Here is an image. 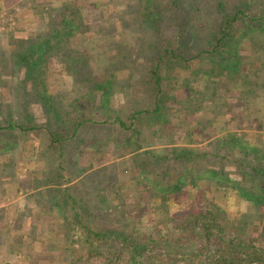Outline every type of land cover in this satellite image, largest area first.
<instances>
[{
	"label": "trees",
	"instance_id": "16d2710c",
	"mask_svg": "<svg viewBox=\"0 0 264 264\" xmlns=\"http://www.w3.org/2000/svg\"><path fill=\"white\" fill-rule=\"evenodd\" d=\"M164 2L165 5H161V0H154V8H145L141 21L154 26L155 40L147 53V64L142 66L143 75L127 82L126 89L122 90L124 105L118 109L106 104L109 103L110 89L117 87L114 73L110 72L114 63L108 65L104 62L102 65L100 45V52L94 57L91 50L87 51L83 46L84 50L73 43L75 30L79 31L77 28L83 25V10L87 11V6L85 8L81 0H65L59 6L46 1L36 4L35 0L19 2L20 8L32 9L35 23L40 20L41 26L18 40H14L12 33H3L9 45L1 46L0 62H5L6 58L13 60L12 66L17 69L23 67L25 77L37 83L42 79H35L33 74L37 72L42 78L47 71L48 57L57 56L66 73L73 76L74 83L78 84L79 92L67 103L61 117L63 102L57 97L58 93L54 92L45 99L42 94L46 89L43 87L39 91L33 87L45 104V116L52 114L54 121L50 116L39 124L34 123L31 117L19 122L6 114L2 120L5 125H0V137L7 144L0 148V152L17 147L16 141L9 139V132L40 134L45 143V163L52 167L46 170V175L50 176L47 182L32 188L29 196L39 200L40 195V200L52 214L49 216L51 221L66 220V215L60 210L63 201L58 203L56 200L58 196H63L65 203L68 200V208L74 217L68 232L77 231V226L81 228L79 239L75 236L72 242L78 244L86 258H94L99 264H264V223L261 220L264 216V141L259 136L260 133L264 135V72L261 77L252 72L258 71L259 62L255 63L258 59H262L260 64L264 67V0L260 1L262 5L257 14H247L245 7L240 6L233 11L226 10L225 3L219 1L216 7L220 17L212 22L211 47L197 54H190L187 49L190 10L178 11L182 0ZM88 4L94 7L96 3L89 1ZM162 10L168 13V21L173 22L177 29L175 44L155 36L156 31H160L157 22L165 16ZM9 12L15 13L14 9ZM125 26L121 19L119 27ZM256 29L259 36L255 39ZM241 39L249 41L247 57L239 52L243 50L239 47ZM125 40L128 37L124 34V42L118 44L121 51L128 48ZM64 52L65 59L59 58ZM203 53L206 59L200 57ZM90 58L95 60L94 63L91 64ZM124 58L127 60L129 56L124 55ZM193 67L194 71L188 78H180L179 71ZM169 70L177 72L171 86L168 84ZM242 72L246 73L243 77ZM108 74L109 79L106 78ZM221 76L230 87H224V92L219 94L216 92L219 86L214 85L209 77ZM257 78L263 80V88L259 89L263 94L258 95L261 102L254 94L259 84ZM179 88L182 89L183 101L176 99L170 104L169 93ZM235 88L238 90L232 93ZM225 94L234 95V98L238 95L236 103H227ZM202 101L206 102L203 106ZM202 107L203 115L192 121L190 126L187 117ZM209 112L213 113L211 117ZM179 128L188 133V139H184L182 146L177 145ZM195 130L205 138L207 149L193 146L200 143L190 137ZM146 135L156 140L158 146L153 141L149 142L152 139L145 142ZM255 144L261 149L253 154ZM84 155L90 162L88 167L78 165ZM118 155L120 157L113 159ZM208 158L218 159V165L208 164ZM228 163L234 166L232 170L227 169ZM177 164L183 170H178ZM170 171L175 174L170 175ZM232 173L238 175L237 178L229 176ZM112 174L117 177L109 184ZM172 176L174 183L170 182ZM32 179L35 183L34 176ZM13 182L15 195H21L30 188L25 178H16ZM128 186L137 192L139 202L157 200L160 204L168 197L180 195L185 189L195 190L199 206H190L180 222L172 226L173 218L164 217L165 221L156 220L151 224L147 221L140 227V221L133 220L130 224L131 220L124 218L128 212L123 208L121 189ZM206 191L212 193L210 199L206 197ZM230 192L237 199L250 201L248 203L252 207L263 211L254 215L242 214L235 220L229 218L215 199L228 197ZM90 195H97L101 204L96 205ZM17 199L25 202L23 197ZM78 201L80 212L74 211ZM33 203L41 206V201ZM92 208L97 209L99 215L101 211L100 218L104 215L117 217L123 228H99L80 223L82 214L91 216ZM26 212H19L17 216L22 218ZM161 222L167 223L164 233L159 227ZM256 226L261 232L256 230ZM153 249H161L162 253H154Z\"/></svg>",
	"mask_w": 264,
	"mask_h": 264
},
{
	"label": "rangeland",
	"instance_id": "374dc122",
	"mask_svg": "<svg viewBox=\"0 0 264 264\" xmlns=\"http://www.w3.org/2000/svg\"><path fill=\"white\" fill-rule=\"evenodd\" d=\"M21 1L22 0H3L0 2V48L3 44H5L4 47L9 45L8 39L3 33H12L14 40H18L20 37H25L30 31H35L41 26L40 20L35 23L36 18L33 17L31 8H20L19 2ZM45 1L49 2V4L51 3L52 6H59L65 0H35L34 4ZM85 1H87V4ZM89 1L95 2V6H89ZM153 1L154 0H81V2H83L82 5H85V8L87 6L88 9L87 11L82 9L83 12H85L82 23L83 25L77 28L79 31L75 30L73 43L78 47H82L84 50L85 48L83 46H85L87 51L91 50L94 57L100 52L98 50L101 46L102 50L100 54L103 58L106 57L105 60H103V58L101 59L102 65L104 62L108 63V65H111L112 62L114 63L112 65L113 67L111 66L110 68V72L114 73L113 79H116L117 87L110 89L109 97L111 100L109 98V103H106L114 109H118L121 105H124L125 95L122 94V90L126 89L127 82L130 83L137 78L139 79L140 76L143 75L141 71L143 70L142 66L144 67L147 64V53L152 48L155 40V37L153 36L154 26L150 27L146 22H142L141 18L144 17L143 13L146 10V7H155ZM164 1L166 0H161L163 3L161 5H165ZM219 1L224 2L227 7L226 10L230 11H233V8H236V6L245 7V13L247 14L248 12L255 14L259 13L258 11L261 9L262 5L260 2L261 0H182V3L178 7V11L190 10V16L188 15V18L190 19L187 20V22L189 21L188 26L190 37H186L187 40H189L187 49L190 54H197L200 51L208 50L211 47L210 34L213 31L212 22L214 19L220 17L216 7ZM190 4L193 6L190 7ZM10 9H14L15 13H10ZM162 11L165 12V10ZM167 14L168 13L165 12V16H163L162 20L157 22L158 24L156 26L160 31H156L155 36H157L159 40L171 41L175 44L177 29L173 22L168 21L169 17H167ZM120 16L123 18H120ZM121 19L127 25L124 28L119 27ZM257 30L258 29L255 30L256 34H254L255 36L253 37L255 39L259 36ZM120 32L122 33L120 34ZM124 34L128 37V40H125V43L128 44V48L125 51H121L118 44L124 42L122 41ZM248 44L249 41H247V39H241L239 47L243 50L239 52L242 55H245V57L249 55ZM64 55L65 52L58 57L65 59ZM124 55L129 56V58L125 60ZM56 57L57 56L48 57L47 71L42 74V78L40 77L41 74L38 75L37 72L33 74L32 77L35 79L39 78L40 81L42 79L41 82L37 83L36 81L33 82L25 77V70L23 67L17 69V67L12 66L13 60L7 58L5 62L1 60L0 125H5L2 120L6 114L7 116L12 117L13 121L19 122H25L28 117H31L34 123L39 124L48 120V117L50 116L52 121H54L52 114L47 117L45 116L43 112L45 104L40 100L38 94L35 93L33 87H37L39 91L44 87L46 93L42 95L45 99L49 98L54 92L58 93L57 97L63 102V106L60 109V115L63 117V113H65L64 108H67V103L71 99H74L79 91L77 90L78 84L74 83L73 76L66 73L62 66V62H59ZM200 57L207 58L205 53L200 55ZM90 60L91 64L95 61L92 58H90ZM250 60L251 59H249V61ZM261 60L258 59L255 61L256 65L259 62V65L257 66L258 71H252L256 74V77H259L261 73L264 72V67L262 68L260 64ZM244 67L247 68V66ZM194 68L195 67L191 70L184 68L181 72L179 71V75H181L180 78H188ZM249 70L251 69L249 68ZM145 71L146 69H144V73ZM169 71L170 83L168 82V84L171 86V83L174 82V77L177 76V72ZM253 73L248 72V74ZM109 74L106 75V78H111ZM245 75V72L241 73V77ZM209 79H212L215 82H213L214 85L216 84V86H219L216 87L218 88L216 89V92L219 94L224 92V87H230L222 76L215 79L209 77ZM257 80L256 81L259 84H256L259 88L257 87L254 94H257L258 96L263 94V92L259 91V89L261 90L263 88V80L262 78H257ZM78 89L81 90L80 87ZM237 90L238 89L235 88V91L232 93H236ZM112 91L113 95H111ZM169 95H171L170 104H173L176 99L183 101L182 89L180 88L179 90L171 91ZM237 96L234 98V95L225 94L224 99L227 103L235 104ZM57 97L55 96V99H58ZM257 101L261 102L259 96L257 97ZM204 103L206 102L202 101V106ZM221 113H223V109H221ZM202 115L203 107L193 116H188L187 121H189L190 126L193 124L192 121L200 119ZM212 115L213 113L209 112L208 116L211 117ZM197 132L198 130H195V133L190 137H192L194 141L200 143L193 144V146L199 147L200 149H207L205 138L200 137ZM238 132L240 133L241 131ZM259 136L261 140L264 141L263 133H260ZM246 137L251 144H254L248 135H246ZM10 138L16 141V149H12V151L6 149L4 152H0V264H99L98 260H94V258H86L85 254L80 252L78 244L72 242L73 240L75 241V236L79 239L81 235V232L79 231L81 228L77 226V231L68 232L72 227V225H69L71 224V218H74L72 210H69L68 208V200L67 203H65L63 196H58V199L56 200L58 203L63 201V204H60L62 206L60 210L66 215V220L63 222L51 221L49 216H52V214L49 213L44 202L40 200V195L38 196L39 200H33V197L31 198L29 196L33 191L32 188L35 186H43L42 183L47 182V179L50 176L46 175V170L52 167V165L48 166L45 163V143L41 140L40 134L36 135L35 132H28V134L20 135V132L15 130L11 133L9 132V139ZM148 139L152 138H147V140L144 141L147 142ZM176 139L178 140L177 145L180 146L185 143L184 139H188V133L184 128H179L177 130ZM0 141V148L7 144L4 143L2 137H0ZM151 141H153L154 145L158 146L156 140L152 139L149 142ZM253 146H255V150H253L254 154L260 147L256 144ZM147 147L149 146H145V148ZM118 157L120 156L118 155L113 159ZM9 158H11L10 161H12V163H10ZM207 163H215L218 165V159L208 158ZM179 164L175 166L178 170H183L182 166H179ZM78 165L80 167H88V165H90L86 155L80 158ZM226 167L230 170L234 168V166L229 163ZM27 172L29 173L26 178L25 175ZM174 174V171H170V175ZM32 176L35 177V183L32 182ZM229 176L237 178L238 175L232 173ZM116 177V175L110 177L109 184L114 182ZM16 178H25L27 186H30V188H26L27 190L25 189L21 195H15L13 191L15 189L13 180ZM155 178L157 179L156 176ZM173 179L174 176H172L170 182L173 181L174 183ZM99 187L101 189L100 185ZM104 189L106 188L104 187ZM21 191H19V193H21ZM121 192L122 203H125L123 208L126 209L128 213L130 212L132 214L126 213L124 215L125 220L130 219V224L133 220H135V222L140 221V227L144 226V223L147 221L150 224L156 220L164 219L165 221L164 217L173 218L172 224H170L172 226L174 223L180 222L190 206L194 208L199 206V204H197V193L195 190L190 189H185L180 195H173L170 198L168 197V199L163 201L162 204L157 200L153 202L140 200L139 202L137 200V192L134 191V188L131 186L122 188ZM205 194L209 199L212 197L210 191H206ZM73 196H75V194H73ZM96 196L97 195H90L89 197L94 200L93 202L96 205L97 203L101 204ZM21 197L25 198V202L17 201V198L21 199ZM27 197L30 199L27 200ZM84 200H86L85 197ZM34 201L37 203L41 201V206H36L33 203ZM215 202L227 212L230 216L229 218H233L234 220L242 214L250 213L254 215L255 213L263 211L262 208L252 207L250 203H248L250 201L237 199L234 194H231V192L228 194V197H217ZM76 203L78 205L74 211L80 212V202L78 201ZM113 203L114 202H111V204ZM54 208H57V206H54ZM19 212L26 213H23L22 218H19L17 216ZM82 213L84 212L81 211V214ZM93 213H96V215H93ZM101 216V211L99 215L98 210L92 208L91 216L82 214L79 219L80 223H87L93 227L98 226L100 228L107 226L117 230L123 228L117 217H111V219L107 215L100 218ZM261 220L264 223V216ZM130 224L126 227L127 229H129ZM166 224L164 222H161V225L159 224V227L163 230L162 233L167 231ZM256 230L261 232L260 227H257ZM64 232H68V235H64ZM59 233H62V235ZM175 233L176 232L174 231V235H176ZM153 251L154 253H162L161 249H153Z\"/></svg>",
	"mask_w": 264,
	"mask_h": 264
}]
</instances>
